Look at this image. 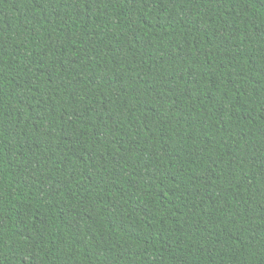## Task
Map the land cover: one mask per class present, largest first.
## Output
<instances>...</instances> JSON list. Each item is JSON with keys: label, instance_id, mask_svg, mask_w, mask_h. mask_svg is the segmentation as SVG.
<instances>
[{"label": "trees", "instance_id": "trees-1", "mask_svg": "<svg viewBox=\"0 0 264 264\" xmlns=\"http://www.w3.org/2000/svg\"><path fill=\"white\" fill-rule=\"evenodd\" d=\"M0 264H264V0H0Z\"/></svg>", "mask_w": 264, "mask_h": 264}]
</instances>
